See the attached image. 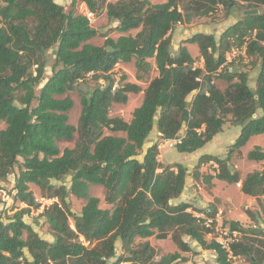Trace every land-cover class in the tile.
<instances>
[{
  "label": "trees",
  "instance_id": "trees-1",
  "mask_svg": "<svg viewBox=\"0 0 264 264\" xmlns=\"http://www.w3.org/2000/svg\"><path fill=\"white\" fill-rule=\"evenodd\" d=\"M79 1L95 15L104 11L115 22L118 36L104 34L101 45L91 43L97 28L82 13L65 11L55 0H0V121L5 123L0 129V189L13 175L11 198L24 205L4 218L0 215V264H107L110 259L111 264H175L181 258L178 252L160 254L148 241L169 235L180 251L191 250L184 237L212 250L216 264H232L234 256L264 264V210L261 224L258 213L248 209L253 225L224 222L230 235L237 232L228 248L207 239L213 229L205 220L188 211L189 203L173 202L185 186L187 168L178 162L161 163L158 144H147L156 130L161 139L175 140L177 151L191 153L229 122L240 127L233 152L251 136L264 134V0H188L181 8L175 0ZM238 2L245 4L243 10L258 12L241 14L219 40L211 33L185 39L198 46L203 67L194 65L186 46L171 51L176 24L194 15L207 16L218 4L227 14ZM235 41L245 45L248 56L259 59L255 89L248 85L245 70L226 62L225 52ZM48 50L54 51V62L46 77ZM151 58L157 75L146 87L122 75L112 90L117 63L133 61L136 79L141 80L138 72L150 71ZM87 76L94 84L82 89ZM218 78L227 83L223 89L216 85ZM71 91L80 95L76 125L69 123ZM140 91L141 103L130 120L110 116L113 103L124 104L128 93ZM75 134L73 146L60 149L58 142L71 141ZM247 157L263 160L264 151L255 146ZM210 160L219 170L203 175L205 181L240 180L229 164L230 154L202 155L193 177L198 178V168ZM67 176L68 186L52 182ZM30 184L53 200L39 214L51 229L52 241L39 236L23 218L40 206ZM91 185L103 187L109 208L99 206V198L90 194ZM241 191L260 204L264 166L244 176ZM70 194L85 201L78 214L70 209ZM202 212L215 215L210 207Z\"/></svg>",
  "mask_w": 264,
  "mask_h": 264
},
{
  "label": "rangeland",
  "instance_id": "rangeland-1",
  "mask_svg": "<svg viewBox=\"0 0 264 264\" xmlns=\"http://www.w3.org/2000/svg\"><path fill=\"white\" fill-rule=\"evenodd\" d=\"M57 3L63 6L65 11H68L70 8H73L76 13L81 12L83 3L81 1L76 0L74 3L73 0H55ZM164 0H154V2H160ZM178 7L181 8L183 5L188 4V0H175ZM245 8L244 3H236L234 8L226 14L224 8L222 5H216L213 6V9L210 14L207 16L202 15H194L191 17V20L189 22L182 21L181 23L176 24L172 31H171V50L176 52L178 47L181 45L183 40L187 37L192 36L196 33H211L213 34L217 40H219L220 36L224 32V30L231 25L232 23L236 22L241 17V12ZM95 15V14H94ZM90 25L93 27H96L99 34L95 37H93L90 42L96 45H101L103 43V35L106 34L108 36H111L113 38L117 37L118 32L115 30V22H113L111 19L107 17L104 11H102L100 14H96L94 20L90 22ZM136 30H132L131 33L134 34ZM193 48L195 51H198V46L196 44H193ZM231 48L234 50L231 52ZM231 48L225 52V55H229L231 58V63L233 64V69H241L245 70L248 75L250 74V85H254V82L256 80V76L259 70V59L256 57L248 56L245 53L244 44L239 45L236 41L232 43ZM53 50H48L45 58H46V67H45V73L44 75L48 77L50 75L51 66L54 62V56H53ZM194 55V54H193ZM199 58V57H198ZM196 58V60L198 59ZM251 62H253L255 65L251 67ZM195 65V64H194ZM198 66V65H195ZM156 70L151 66L150 71L148 73H141L138 72V74H141L143 78L141 80L136 79V68L134 66L133 61H130L128 63H125L124 65L118 66L116 65L113 68L112 71V77L114 79H121V76L124 75L126 81L129 82H135L141 86V88L146 87L147 82L150 78L154 77L156 74ZM99 82H103V80H99ZM216 85L223 89L227 83L225 80L218 78L215 80ZM94 84V81L90 78V76H87L85 80L81 83L80 88L85 89L86 86H90ZM142 92L137 93H128L127 96V102L126 103H113L110 108V116H119L122 119L128 121L130 120L132 116L133 109L138 106L141 103L142 100ZM69 96L74 101L73 107L70 109L68 116H69V123L76 125L77 120L80 114L81 104H80V95L77 91H71L69 92ZM227 123V122H226ZM5 127V123L0 121V129ZM106 133H108L106 131ZM263 135V134H262ZM264 137V135H263ZM76 138V134L74 135V139L71 141H59L58 146L60 149H63L64 147H72L74 144V140ZM149 141H153L150 134V139L148 137ZM158 142V141H157ZM166 148H174L175 140H170L166 143H164ZM248 146L245 144L243 147H240L237 153H233V162H229L231 168L234 167L236 164L242 169H249L252 165H254V161L248 159L247 152L242 153L241 157V151H245ZM212 145H206L205 149L206 151L211 150ZM242 148V149H241ZM234 152V151H233ZM227 153V152H226ZM225 153V155H226ZM194 154L192 153H186V152H179L176 149H170L167 153H165V156L163 155L162 160L163 161H171V162H178L187 164L190 162L191 158H193ZM159 157V156H158ZM235 164V165H234ZM238 167V168H239ZM194 168V167H193ZM192 168V172H193ZM235 168V167H234ZM213 170L211 166H207L206 172ZM236 170H238L236 168ZM205 172V171H204ZM238 172H241L238 170ZM69 179L70 177L67 176L63 180H52V182L56 185L59 184H65L66 186L69 185ZM14 185V177L13 175H9L7 180L1 183L2 189H0V215L4 218L6 213H11V209H16L23 207L24 205L20 202H15L12 200L11 196L14 194V190L12 189ZM30 189L32 190L35 198L40 203L39 209H31L30 213L28 215H25L23 218L26 223L30 224L31 227L38 233L39 236L42 238L52 241L53 237L51 234V229L49 228L47 222L45 221L44 217L40 216V212L43 210L45 206H48L53 200L48 199L46 197L42 196V193L40 192L39 188L34 185L30 184ZM90 194L97 196L99 198V206L101 208H108L109 205L104 201V189L101 185H92L90 188ZM259 208L261 210L260 212H257L256 215V221L261 224L263 213L262 210H264V199H260ZM68 201L70 204V209L74 213H79L81 210V207L84 205L85 201L83 199L76 198L73 195L68 196ZM249 217V216H248ZM250 218V217H249ZM251 219V218H250ZM252 221V220H251ZM72 219H69V223L71 226H73ZM248 224V223H247ZM253 224L252 222L248 225ZM219 235L223 238L228 237L224 236L223 234H219L218 232H213L211 234L210 239L213 237H219ZM113 259H110L107 264H111ZM205 262H211V258L207 256L205 258ZM191 262H186V264H190ZM52 264V263H49ZM192 264H195L193 261ZM213 264H216L215 260L213 261ZM232 264H250V262L247 260V258L242 257L241 259H233Z\"/></svg>",
  "mask_w": 264,
  "mask_h": 264
},
{
  "label": "crops",
  "instance_id": "crops-1",
  "mask_svg": "<svg viewBox=\"0 0 264 264\" xmlns=\"http://www.w3.org/2000/svg\"><path fill=\"white\" fill-rule=\"evenodd\" d=\"M150 1L153 3H158V2H154V0H150ZM164 1H160V2H164ZM243 11L241 12V14H243ZM185 39L183 40L181 45L187 47L191 56L195 59L194 64L198 65V67H203V59L199 56V51H195V49L193 48L194 47L193 44L195 43L184 42ZM196 58L198 59L196 60ZM149 61L151 63V66L156 70L154 59L151 58L149 59ZM124 64H125L124 62L117 63L118 66ZM156 75L157 73L154 76ZM248 85L250 86V88L255 89V82L254 85H250V74L248 75ZM239 132H240L239 126L231 125L229 122H227L223 125L222 130L219 133H217L209 142H207L203 147L191 152L192 154H194V156L193 158H191L190 162L187 164L181 163L187 168L188 172L185 177V186L181 194L173 200L174 203H179V202L189 203L190 207L188 211L192 212L193 214H201L203 209L210 207L215 212V215L219 216L218 218H222L224 222L228 220H234V221H238L243 226H249L248 224L251 222L254 224V222L251 221V219L248 217L245 211L248 209L257 214V212L261 213V210L259 208L256 197L246 195L241 191V180L244 178V176L247 173L252 172L254 170H261L264 166V159L259 161L252 160L256 163H254V165H252L251 168L244 170H242L237 164L236 165L234 164L235 169L237 168L239 171H241L239 172L240 180L237 182L230 183L225 180L218 179L216 177L211 178L209 181H205L203 179V175L206 174L215 175L219 170L218 164L213 160H210L206 163H202L200 165V167L198 168L199 170L198 178L193 177V172H192V168L194 167L197 160L202 155H213L219 158H224L230 154V162H233L234 159L232 157L233 156L232 154L237 153L238 151L232 152L231 145L235 141ZM116 134L122 135V133H116ZM150 134L153 141H149L147 138V144H151L154 142L158 144V152H159L158 160L163 164L176 163L171 161L165 162L162 160L163 155L165 156V153H167L170 149H175V147L174 148L165 147L164 143L170 140L161 139L156 130L152 131ZM150 134L148 136L149 139H150ZM263 135L258 134L251 136L249 140L246 142V145L248 146L246 150L245 151L240 150L241 157H243L242 153L243 154L246 152L248 153L255 146H259L264 151ZM209 144L212 145L211 150L208 151L204 150L206 145ZM207 166H211L213 170L206 172ZM91 187L92 185L90 186V188ZM260 199H264V196H261ZM209 237H211V234H207L206 238L210 239ZM184 240L189 242V245L191 247L190 251H180L171 240L170 235L164 239H158L154 236L148 238L150 244L156 249H158L160 251V254L178 252L182 259L181 258L177 259L175 261V264H186V262L188 261L191 262L190 264H192L193 261L195 262V264H213V261L215 260V254L212 250L201 249L195 241H190L188 237H184ZM207 256L211 258V262H207V263L205 262V258ZM241 258L242 256H234L232 257V260L241 259Z\"/></svg>",
  "mask_w": 264,
  "mask_h": 264
},
{
  "label": "built area",
  "instance_id": "built-area-1",
  "mask_svg": "<svg viewBox=\"0 0 264 264\" xmlns=\"http://www.w3.org/2000/svg\"><path fill=\"white\" fill-rule=\"evenodd\" d=\"M80 13H82L90 22L94 20L95 18L94 13L90 11L84 3H83L82 10ZM244 48H245V45H244ZM233 50L234 49L231 48V52ZM225 57H226V62L231 61V58L229 57V55H225ZM117 87H118V80L116 79L112 85V90H115ZM206 211L208 212V209ZM207 212H202L201 214H194V215L202 217L205 220V225L213 229L212 233L215 231V232H218L219 234H223L224 236H228L225 238L224 237L222 238L220 235L219 237H213L224 248H228L229 242L232 240L233 237L237 236V232L233 231L232 235H230L229 227L225 225L222 218H218L219 216L217 215H214V216L207 215L208 214ZM212 233H209V234H212Z\"/></svg>",
  "mask_w": 264,
  "mask_h": 264
},
{
  "label": "water",
  "instance_id": "water-1",
  "mask_svg": "<svg viewBox=\"0 0 264 264\" xmlns=\"http://www.w3.org/2000/svg\"><path fill=\"white\" fill-rule=\"evenodd\" d=\"M257 12H258L257 9H248V10H244L243 14L246 15V14H252V13H257Z\"/></svg>",
  "mask_w": 264,
  "mask_h": 264
}]
</instances>
